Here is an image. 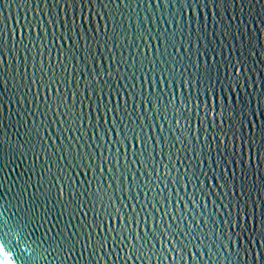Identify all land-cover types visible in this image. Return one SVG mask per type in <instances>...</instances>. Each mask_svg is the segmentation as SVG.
Segmentation results:
<instances>
[{"label": "water", "instance_id": "obj_1", "mask_svg": "<svg viewBox=\"0 0 264 264\" xmlns=\"http://www.w3.org/2000/svg\"><path fill=\"white\" fill-rule=\"evenodd\" d=\"M0 228L6 264H264V0H0Z\"/></svg>", "mask_w": 264, "mask_h": 264}, {"label": "snow or ice", "instance_id": "obj_2", "mask_svg": "<svg viewBox=\"0 0 264 264\" xmlns=\"http://www.w3.org/2000/svg\"><path fill=\"white\" fill-rule=\"evenodd\" d=\"M20 36L21 38H23V31L20 32ZM100 170L103 171L104 169L101 167ZM225 170L227 171V169ZM84 215H87V213H85ZM111 230L112 229H109V231ZM73 235L75 236L76 233L74 232ZM89 237L91 238V234H89ZM13 246L14 245L12 243L10 244L9 237L7 236V234L4 232L2 228H0V251L4 253L3 255H0V264H6L7 254H11ZM101 248H102V245H101Z\"/></svg>", "mask_w": 264, "mask_h": 264}]
</instances>
